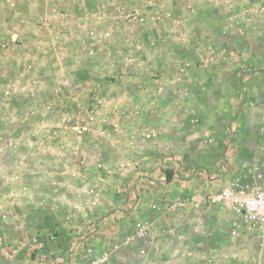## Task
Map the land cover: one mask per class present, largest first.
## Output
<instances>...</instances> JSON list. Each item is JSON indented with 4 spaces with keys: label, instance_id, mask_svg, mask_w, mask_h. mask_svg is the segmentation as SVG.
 <instances>
[{
    "label": "rangeland",
    "instance_id": "374dc122",
    "mask_svg": "<svg viewBox=\"0 0 264 264\" xmlns=\"http://www.w3.org/2000/svg\"><path fill=\"white\" fill-rule=\"evenodd\" d=\"M166 2L163 0L156 8L147 4V7L130 10L140 13L141 19L130 23L140 24V27L148 24L154 28L165 18L172 20L171 31L166 33L172 42L170 49L163 44L162 56L150 61L146 58L143 66L149 70L154 68L149 73V83L156 80L157 87L148 94L157 105L145 102L129 107L104 105L94 96L90 102L102 106L103 121L93 132L62 136L64 142L58 147L63 156L59 157L57 140L42 133L54 123L52 97L57 91L56 88L38 90L41 95L50 93L47 96L50 99L38 107L35 96L43 80L39 76H30L34 87L30 92L34 96L29 98L35 101L31 100L23 108L28 110L29 116L21 119V106L16 103L9 105L11 115L0 118V264H56L55 256L67 264L71 246L78 236L87 237V242L79 249L84 253L88 248L98 253L121 239L124 235L119 229L122 219L127 218L129 228L137 221L131 216L137 209L133 208L134 195L126 189L127 180L133 176L131 168L122 166L126 160L136 158L137 165L150 173L143 163L148 162L153 152L158 174L152 177L158 178L162 158L170 156V185H154L162 199L219 190V183L208 184L201 174L192 176L186 183L183 176L188 169L197 171L199 168L220 177L233 171L232 175L244 177L248 182L252 178L244 162L257 163L264 169V131L261 130L264 124V0H219L213 7L208 3L205 9L199 7L205 4L201 2H191L185 9H168ZM34 17L39 19L38 14ZM116 62H120L118 58L110 61L111 64ZM124 62L121 63L126 67L124 70H130V65L139 68L134 62L127 65ZM134 74L128 73L131 86L137 83L133 80ZM120 78L121 75L109 74L101 80L110 87ZM48 80V85L53 87L54 81ZM1 85L0 97L12 99L13 90ZM7 91L10 93L6 95ZM111 95L114 97L113 93ZM93 105L63 107L59 118L91 109ZM150 127L156 129V136L141 143L139 136ZM123 134L134 137L137 143H130ZM109 137L126 143L116 142L113 147ZM108 143L118 152L115 156H105ZM69 148L83 167L73 171L78 194L72 199L63 186L72 181L57 167L59 159L65 164L69 161L66 156ZM177 158L183 165L180 171L172 169ZM108 181L112 183L105 184ZM56 182L58 184H54ZM86 187L91 189L89 193L84 192ZM107 192L105 205L102 195ZM139 192L138 206L149 209L156 203L162 207V200H152L154 196L149 187H140ZM117 207L126 209L123 216L101 222V217ZM215 211L200 216L211 232L201 236L208 246L214 244L211 220ZM217 211L226 214L229 208L221 206ZM222 225V230L227 232L229 223ZM104 239V245L94 243ZM41 242L47 243L46 249L39 246ZM47 252L53 253L49 259L44 256ZM128 258L133 260L131 256Z\"/></svg>",
    "mask_w": 264,
    "mask_h": 264
},
{
    "label": "crops",
    "instance_id": "0c3cea01",
    "mask_svg": "<svg viewBox=\"0 0 264 264\" xmlns=\"http://www.w3.org/2000/svg\"><path fill=\"white\" fill-rule=\"evenodd\" d=\"M174 2L176 5H172ZM191 2L205 3L202 6L199 5L200 8L205 9L208 7V3L213 7L219 0H167L166 6L168 9L173 7L185 9V5ZM147 4L148 0H21L19 2L17 0H0V94L3 90L1 84H5V89L10 87L14 92L12 99L7 96L0 97V118L4 115H11L12 112H8L9 105L16 103L21 106V119L24 116H29L28 110L23 108L28 106L31 100L35 101V98L38 99L36 100L38 107L41 104L43 106L44 101L50 99L47 97L50 93L46 92L41 95L38 90L45 92L49 88L52 90L56 88L57 91L52 97L54 105L52 120L59 118L63 107L76 108L93 105V101L90 102V100L94 96L104 105L111 103L129 107L140 105L142 102L152 106L157 105L150 100L152 98L148 94L150 89L153 91L157 87L156 80L149 83L151 80L149 73H152L154 68L149 70L143 66L148 58L150 61V58L162 56L164 51H161V47L163 44H167V48L170 49L172 42L166 33L171 31L172 20L168 21L165 18L163 22L156 24L157 26L153 28L148 24H143L140 27V24H130L115 18L118 9H141L147 7ZM35 14H38L39 19L48 17L50 22L45 25L40 23V20L34 17ZM2 44H6V47H1ZM91 50L94 51V54L90 53ZM113 58H118L120 62L111 64L110 61ZM130 61L137 64L136 66L139 68H133L130 65L131 67L128 68L130 70H124L126 67L121 63L124 62L123 64L127 65ZM132 72L135 73L133 80L137 83L131 86L128 84L130 80L128 73ZM109 74L121 75V80L113 86L106 87V83L101 78ZM31 75L43 79L40 80L41 86L37 88L38 92L33 99L29 98V96H34L30 92L31 88H34L33 83L30 82ZM50 78L54 81L53 87L47 83ZM78 78L81 80L77 81ZM108 89L115 92H112L114 97ZM41 108L43 110V107ZM124 139L125 137H123ZM109 141L113 147L118 142L117 137H109ZM120 141L122 140L119 139V144ZM55 142L59 149L56 152L58 157L63 156L58 144H63L64 138H59ZM110 144H107L105 150L106 157L115 156V153H118L114 148H111ZM66 156L69 159L67 164L59 159L60 163H57V167L67 173V179L72 181V184L65 183L63 185L66 187L67 196L72 199L78 194L76 193L77 183L73 182L76 173L73 171L76 172L82 166L78 163L77 157L72 155L70 148L67 150ZM144 164L151 176H157L158 170L153 152L149 156L148 162H144ZM230 174H233V171ZM62 177L65 176L62 175ZM110 183L112 182L108 181L105 184ZM208 184H211L210 180ZM169 185L167 184V186ZM144 186L149 187L153 193L152 200L158 202L162 200L161 209L163 211L166 199H162L156 187L142 183L141 187ZM102 196L105 198L103 203L106 205L108 192ZM142 206L139 205L131 215L133 221L134 219L156 217L160 214L161 210L151 211L144 205ZM214 215L211 220L214 237L211 241L224 247L229 239L226 232L222 230V223H229L231 211L222 214L221 211L216 210ZM171 218L172 216H168L166 219L168 225L171 223ZM126 219L124 217L119 223L122 234L134 229V227H128ZM184 231L190 235V240L194 243H199L203 248L208 246L203 243L204 240L201 237H197L192 232L191 228H186ZM171 242L170 238L161 239L157 248L159 251L155 252V250L152 253V264H163L168 255L166 247ZM94 243L100 246L106 242L104 239L100 240V243ZM188 264H191L190 261Z\"/></svg>",
    "mask_w": 264,
    "mask_h": 264
},
{
    "label": "built area",
    "instance_id": "2783aa9c",
    "mask_svg": "<svg viewBox=\"0 0 264 264\" xmlns=\"http://www.w3.org/2000/svg\"><path fill=\"white\" fill-rule=\"evenodd\" d=\"M162 1L149 0L148 4L156 8ZM115 18L134 23L141 19V15L138 11L118 9ZM39 20L44 25L49 23L48 17H42ZM1 47L5 48L6 44H2ZM90 53L94 54V51L91 50ZM9 93L10 91H7L6 95ZM103 117L102 106L97 103L91 109H81L76 113L54 119L51 129L42 133L43 136L56 140L62 136L90 133L95 131V126L103 121ZM261 130L264 131V124ZM64 131L67 133H63ZM156 134V129L150 127L141 133L138 140L141 143H147ZM123 136L129 139L130 143H137L134 137H129L127 134ZM136 162V158H132L122 163L123 167L131 168L133 171L132 178L126 182V189L134 195L133 208H137L139 204V191L142 183L151 186L168 184L170 156L164 155L162 158L158 178H153L148 172L143 171ZM243 165L252 178L250 182L239 175H232L228 172L220 177V175L212 176L207 173L208 171H201L199 168L197 171L188 169L187 174L183 176L186 183L192 176L201 174L211 183H219V190L216 193L207 190L192 197H169L165 200L163 211L158 204L153 203L149 210H161L158 216L145 220L138 219L133 231L125 233L121 239L98 253L91 248H88V252L85 253L79 251L87 242V237L78 236L71 246L72 252L67 264H152V253L155 250V252L159 251L157 248L163 238L172 240L166 247L168 255L163 264H188V261L191 264H264V169L259 168L254 162H244ZM182 168L181 160L177 158L172 169L180 171ZM89 191H91L90 188H84L85 193ZM221 206H226L231 211V219L226 232L229 241L225 246L213 244L203 248L199 243L190 240V235L184 231L186 228H191L197 237L211 234L200 216L217 210ZM125 210L124 207L111 209L100 220L106 222L119 219ZM168 216H172L170 225L166 223ZM39 244L41 248L46 249L47 243ZM44 256L49 259L53 253L47 252ZM129 256L133 260H129ZM54 262L66 264L65 260L56 256Z\"/></svg>",
    "mask_w": 264,
    "mask_h": 264
},
{
    "label": "trees",
    "instance_id": "16d2710c",
    "mask_svg": "<svg viewBox=\"0 0 264 264\" xmlns=\"http://www.w3.org/2000/svg\"><path fill=\"white\" fill-rule=\"evenodd\" d=\"M172 179L171 174L167 175V180L170 181Z\"/></svg>",
    "mask_w": 264,
    "mask_h": 264
}]
</instances>
